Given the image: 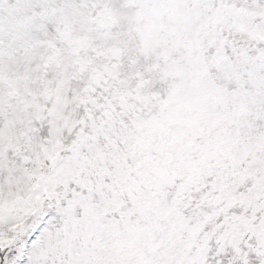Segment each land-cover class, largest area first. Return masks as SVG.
Segmentation results:
<instances>
[{"label": "snow or ice", "instance_id": "1", "mask_svg": "<svg viewBox=\"0 0 264 264\" xmlns=\"http://www.w3.org/2000/svg\"><path fill=\"white\" fill-rule=\"evenodd\" d=\"M0 264H264V0H0Z\"/></svg>", "mask_w": 264, "mask_h": 264}]
</instances>
